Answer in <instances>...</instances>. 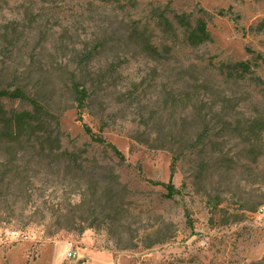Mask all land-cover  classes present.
Wrapping results in <instances>:
<instances>
[{
	"label": "rangeland",
	"instance_id": "374dc122",
	"mask_svg": "<svg viewBox=\"0 0 264 264\" xmlns=\"http://www.w3.org/2000/svg\"><path fill=\"white\" fill-rule=\"evenodd\" d=\"M180 15L205 20L210 40L190 45ZM263 26L264 0H0V82L48 110L20 143L0 124V264H264V129H253L264 124ZM259 55L253 78L221 70ZM74 70L94 93L81 116ZM1 100L5 119L27 108ZM206 125L210 137L173 166L179 139ZM44 131L56 149L87 148L85 166L95 155L114 167L123 212L113 229L98 178L58 160ZM172 175L174 198L145 181Z\"/></svg>",
	"mask_w": 264,
	"mask_h": 264
},
{
	"label": "trees",
	"instance_id": "16d2710c",
	"mask_svg": "<svg viewBox=\"0 0 264 264\" xmlns=\"http://www.w3.org/2000/svg\"><path fill=\"white\" fill-rule=\"evenodd\" d=\"M223 15V13H219ZM177 22L183 25L184 32L186 33V41L192 45L193 47L198 46L201 43H204L207 40H210V34L207 30V22L203 19H200L196 22V24H192L189 19L185 16H176L174 17ZM165 23L172 27L173 24L170 22L169 18L164 17ZM264 27V26H263ZM151 48V47H150ZM252 53V51H250ZM93 59L92 51L87 52L80 59V63H87ZM260 59V55L253 58L247 59L243 61H235L228 62V64L223 65L224 67L221 70H225L229 68V76L234 78L235 80L244 79V78H253L255 69L259 66L258 60ZM264 61V60H263ZM256 80V79H254ZM69 83H70V91L72 92L75 103L77 104L78 114L81 116L82 111L89 106V101L93 96V91L89 88H86L82 82L77 80V72L74 70L69 72ZM1 99L9 100L10 102H19L22 106H27L24 110L14 109L9 119H5L2 116L0 117V124L2 129L5 127H9L11 133V137L17 141V143L21 142V138L27 135H36L39 132V129L45 125L44 117L45 114L48 113L46 107L40 103V101L31 95L27 90L20 86H12L10 88L4 87L0 82V103ZM86 134L90 136L92 141L98 144L100 147L104 148V153L107 154L110 152V158L112 160H117L118 164L125 163L126 159L122 151H120L114 144H111L104 140L102 136L98 133L94 132L90 127L85 126ZM253 129H257L258 131L264 129V124L255 123ZM47 133L46 137H48L47 142L49 143L50 151H56V158L67 161L70 165H77L78 170L82 173L83 176L93 175L95 178H98V184L101 185L99 188L100 191V200L104 199L101 203V211L99 214L101 217L106 220L104 221L107 226V231L113 229L119 219V216L123 212V204H120L121 197L119 189L123 188L119 180V175L116 174L113 166H109V164L104 165L98 159H96L95 155H93L92 160L93 163L90 166H85L83 160H81L84 155L88 154L87 148H79L74 146V149L70 150L69 148H64V150H60V148H54L53 144L58 141V137L52 136L50 132L44 131ZM211 135L210 126L206 125L201 132L197 135L194 141H190L189 137L183 135L179 139V151L180 153L173 160V166L177 163L179 155L186 156L187 153L193 151L194 149H199L201 145H203L205 140L209 138ZM69 138V137H67ZM107 169V177H104V171ZM173 171V170H172ZM148 185L150 186H161L166 190L165 197L166 198H174L176 195L181 194V190L178 189L173 183V175L168 183L148 180L145 179ZM125 189V187H124ZM219 204H216L212 210L216 209ZM109 208V209H108ZM92 226H89L92 228ZM96 228L99 230L101 225L96 224ZM158 242H164L158 241ZM132 246L135 245L132 243ZM133 247V248H134ZM127 248H130L129 245Z\"/></svg>",
	"mask_w": 264,
	"mask_h": 264
},
{
	"label": "built area",
	"instance_id": "2783aa9c",
	"mask_svg": "<svg viewBox=\"0 0 264 264\" xmlns=\"http://www.w3.org/2000/svg\"><path fill=\"white\" fill-rule=\"evenodd\" d=\"M72 255H70V257H71Z\"/></svg>",
	"mask_w": 264,
	"mask_h": 264
}]
</instances>
